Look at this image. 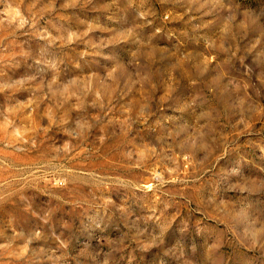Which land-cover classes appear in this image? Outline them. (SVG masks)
<instances>
[{
    "label": "rangeland",
    "instance_id": "obj_1",
    "mask_svg": "<svg viewBox=\"0 0 264 264\" xmlns=\"http://www.w3.org/2000/svg\"><path fill=\"white\" fill-rule=\"evenodd\" d=\"M0 264H264V0H0Z\"/></svg>",
    "mask_w": 264,
    "mask_h": 264
}]
</instances>
